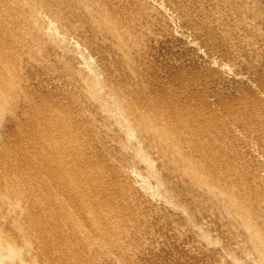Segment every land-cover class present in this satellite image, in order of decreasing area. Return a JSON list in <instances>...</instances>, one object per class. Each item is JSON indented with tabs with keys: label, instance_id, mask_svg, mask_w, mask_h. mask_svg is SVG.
<instances>
[{
	"label": "bare ground",
	"instance_id": "bare-ground-1",
	"mask_svg": "<svg viewBox=\"0 0 264 264\" xmlns=\"http://www.w3.org/2000/svg\"><path fill=\"white\" fill-rule=\"evenodd\" d=\"M160 215L264 264V0H0V264H135Z\"/></svg>",
	"mask_w": 264,
	"mask_h": 264
},
{
	"label": "rangeland",
	"instance_id": "rangeland-1",
	"mask_svg": "<svg viewBox=\"0 0 264 264\" xmlns=\"http://www.w3.org/2000/svg\"><path fill=\"white\" fill-rule=\"evenodd\" d=\"M168 44H170V43H168ZM167 44V45H168ZM159 49H158V48ZM155 46V47H153L155 50H154V54H155V52H156V54H157V56L159 55L161 58H162V60L161 61H159L160 63L158 64V65H162V66H157L156 67V63L154 62V67H153V70H154V72H155V78L156 77H158L157 79H155V82L157 83V81H159L158 83L159 84H162V83H169V84H174L175 82H173V79L175 80V78H176V76H177V78H179V77H181V74H187L186 76H191L192 74H197V72H199L198 71V69H197V67L196 66H194L193 64H192V66H190L191 65V63H189L190 61L188 60H186L187 58L186 57H184V56H182L181 55V57H180V55H178V54H176L173 50H169L170 48H168L166 45H164V44H160L159 46ZM157 49V50H156ZM160 49H162V50H160ZM167 49V50H166ZM160 50V51H159ZM164 50H166V51H164ZM170 51V52H169ZM168 53V54H167ZM161 55H165V56H161ZM171 55V56H170ZM174 55H175V57H174ZM156 56V55H155ZM159 56L157 57L158 59H159ZM167 56V57H166ZM179 57V58H177V57ZM165 57V58H164ZM172 58V60H174L173 62H172V60L170 59V58ZM176 58V59H175ZM183 60H182V59ZM166 59V60H165ZM170 61H169V60ZM175 60L178 62H176L175 63ZM180 60V61H179ZM181 61H182V64H181ZM162 62H164V63H162ZM158 63V62H157ZM162 63V64H161ZM166 63V64H165ZM174 63V64H173ZM187 63V64H186ZM189 63V64H188ZM179 64V65H181V66H177V65ZM172 65H174V66H172ZM177 66V68H176V66ZM184 66V67H183ZM188 67V68H187ZM195 67V68H194ZM181 68H183V69H181ZM158 69V73H156V70ZM170 69V70H169ZM173 69H174V71H173ZM179 69H180V71H179ZM190 69H192V71L190 70ZM184 70V71H183ZM165 71V72H164ZM168 71V72H167ZM174 73H173V72ZM182 71V72H181ZM197 71V72H196ZM170 72H172L171 74H170ZM192 72V73H191ZM196 72V73H195ZM180 73V74H179ZM191 73V74H190ZM160 74V75H159ZM164 74V75H163ZM175 74V75H174ZM179 75V76H178ZM160 76H162L161 78H160ZM165 76L167 77L166 79H168V81L167 80H165ZM196 76V75H195ZM169 77V78H168ZM171 77H173V78H171ZM163 78V79H162ZM170 79L172 80V81H170ZM200 79V78H199ZM162 80H164V81H162ZM195 80H198V79H195ZM199 81V80H198ZM171 82V83H170ZM173 82V83H172ZM200 82V81H199ZM177 83V82H176ZM176 83L174 84V86L176 87V88H178V86L176 85ZM73 104H69V106H72ZM12 108V109H11ZM10 108V110H11V113H13L14 111H17V108L14 106V107H11ZM15 109V110H14ZM13 110V111H12ZM11 113H9V114H11ZM17 113H18V111H17ZM15 114V113H14ZM119 132H121V134L119 133ZM122 132H125V131H123V130H121V131H119L118 130V132H115L117 135H118V133H119V135H121V136H123L124 138H126L127 136H129V133H128V131H127V133H128V135H127V133L125 132V135H124V133L122 134ZM130 144V143H129ZM132 145V144H131ZM132 147H134V146H132ZM130 149V148H129ZM131 150H133V148L131 149ZM134 151V150H133ZM128 154H130V155H136V153H135V151L134 152H128ZM144 165V164H143ZM138 166V168L136 167V168H134V170L135 171H138V173H140L141 175H142V177H144L145 178V180L148 182V180H150L149 182H148V185L149 184H153L154 182H153V180H152V178H153V175H152V172H151V170L145 165V166ZM143 167V168H142ZM154 167H155V169H156V166L154 165L153 166V169H154ZM147 168H148V170H147ZM138 169V170H137ZM140 169V170H139ZM142 169V170H141ZM145 170V171H144ZM149 171V172H148ZM149 178V179H148ZM154 179V178H153ZM153 190V189H152ZM158 204V203H157ZM161 216V219L162 220H164L163 218V215H160ZM160 216H157L158 217V219L157 218H155L156 219V221H155V219H154V221L157 223H155V226H161L162 224L164 225V223H165V225H168V226H165L164 225V227H163V225L160 227L159 226V229L160 228H162L163 230H165V231H163V230H161L160 229V233H161V231H162V233L160 234V233H157L158 231H159V229H158V226H157V228L156 227H154V229L156 230H152L151 228L154 226V224H152L151 225V227H150V230L153 232V231H155L156 233H157V235L155 234H153V236L152 237H150L149 239H152L153 237V239L152 240H148L149 242V244H142V243H140V241H139V244L137 243V245H140V244H142V246L141 247H143V251L145 252L146 250H148L147 249V246H148V248H149V251H146L145 252V255L147 254V252H148V254H149V256L150 257H148L147 255L145 256V255H140V257L139 258H141V256L143 257H145V259H144V257L142 258V260L141 259H139L138 257H137V259H136V262H135V264H234L235 262L234 261H236L235 259L237 258L238 260L240 259L239 257L241 256V255H244V253L243 252H245V251H243V248H241V250H242V254L240 253V251H239V249H237V250H227V251H225V250H223V247H224V244L228 241V239L227 238H223L222 236H221V234H220V232H219V230H217V229H215V228H213V229H209V228H207L206 227V222L204 223V230H205V232H204V230L202 231V229H200L201 227H194L195 229H194V233H181L179 236L178 235H176L175 236V234H176V232L173 230V235H172V233H171V231H172V227H170L169 226V224H167L168 223V219L167 218H165V219H167V220H164V221H162L161 219H160ZM165 217H167V216H165ZM165 221H167V222H165ZM160 222V223H159ZM193 225H196V223H193ZM168 227H170V228H168ZM144 230V228H140V230H139V232H142V233H145L146 231H147V229L145 228V232L143 231ZM168 229V230H167ZM174 229V228H173ZM198 229H199V231H198ZM169 230H171V231H169ZM155 232H153V233H155ZM167 232V233H166ZM174 232H175V234H174ZM203 232V233H202ZM170 233V234H169ZM196 233H198V234H196ZM36 234V236H37V233H35ZM206 234V235H205ZM172 237H171V236ZM202 237H201V236ZM156 236V237H155ZM173 236L175 237V239L173 238ZM196 236V237H195ZM200 236V237H199ZM158 237V238H157ZM195 237V238H194ZM210 237L213 239V240H211L210 239ZM176 238H177V240H176ZM199 238V239H198ZM203 238V239H202ZM206 238H208V239H206ZM160 240V242H162L163 243V245H162V243H160L159 241L157 242L156 240ZM201 239V240H200ZM205 239H206V241H205ZM154 240H155V242H154ZM208 240V241H207ZM133 241H135V242H133ZM152 241H153V244H152ZM201 241V242H200ZM132 243H135V245H136V240L135 239H133L132 241H131ZM155 243V244H154ZM156 243L157 244H159V245H161L160 247H159V245H158V248H161V250H159V249H155L156 251H152L151 250V246L153 245V247L155 248L157 245H156ZM166 245H168V246H166ZM143 245H145V246H143ZM155 245V246H154ZM165 245V246H164ZM169 248L168 250L167 249H164V248ZM222 248V250H220ZM186 250H187V252H186ZM222 251V252H220V251ZM246 251H251V250H249V249H245ZM151 251L153 252V253H155L156 252V254H154V255H152L153 253H151ZM158 251V252H157ZM208 252L209 253V256L207 257L206 255H204V254H202L203 252ZM219 251V252H218ZM237 251V252H236ZM218 252V253H217ZM151 253V254H150ZM200 253V254H199ZM221 254H223V255H221ZM240 254V255H239ZM152 255V256H151ZM232 255V256H231ZM238 255V256H237ZM232 258H231V257ZM219 258V259H218ZM234 258V259H233ZM141 261V262H140ZM244 260H241L240 261V264H249V262H246V261H244ZM138 262V263H137ZM110 263V262H109ZM107 264H108V262H107ZM236 264H239V263H236ZM250 264H253V263H250Z\"/></svg>",
	"mask_w": 264,
	"mask_h": 264
}]
</instances>
